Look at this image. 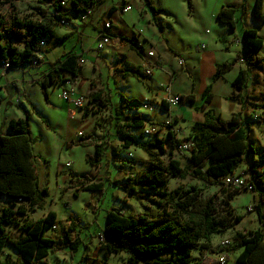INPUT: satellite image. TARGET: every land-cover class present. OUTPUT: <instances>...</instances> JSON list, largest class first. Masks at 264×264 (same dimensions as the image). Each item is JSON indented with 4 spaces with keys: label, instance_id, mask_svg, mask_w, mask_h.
<instances>
[{
    "label": "trees",
    "instance_id": "trees-1",
    "mask_svg": "<svg viewBox=\"0 0 264 264\" xmlns=\"http://www.w3.org/2000/svg\"><path fill=\"white\" fill-rule=\"evenodd\" d=\"M143 1L152 12L154 25H157L159 11L152 5L151 0ZM245 1L242 0L240 6L224 7L217 14V21L234 31L238 23L237 13L240 12L242 17L247 15ZM41 2L51 4L54 12L48 14L40 10H32L29 15H25L18 10L13 0H0V65L6 62L10 65V70L19 69L30 64L32 58L37 59L41 53H48L65 43L69 37H59L57 34L60 21L71 20L84 14L90 16L99 5L96 0H42ZM186 2L188 12L192 14L193 0ZM263 4L264 0H257L253 12L254 18L260 24L264 23L261 13ZM43 41L52 44L49 47L47 45L43 50L41 47ZM130 42L131 48L143 57V48L135 45L132 40ZM243 46V52L232 62L217 65L212 82L203 96L204 106L212 100L213 83L230 73L236 64L242 62L245 69H241L231 83L234 94L228 99L240 105H243L247 99L243 92L248 87L250 74L258 71L264 75V56H259L264 42L258 30H243ZM79 59L76 54L67 55L63 61L58 62L54 72L68 73L73 79H78L81 74ZM125 74L140 82L148 79L136 69L127 70ZM49 77L51 78V74ZM51 85L52 82L46 80L40 83L45 100H48L46 90ZM184 99L193 100L190 96L187 98L181 96V100ZM120 101L116 113L124 116L127 128H144L146 120L141 115L131 117L124 115L126 104L141 103L137 100H128L122 95ZM111 103L108 94L98 91L89 97L84 114L97 115L108 110ZM162 104L167 108L164 101ZM8 129V135L0 133V264H37L46 261L54 252L56 242L52 237H47L46 233L49 229L54 230V227L60 223L57 221V214L53 211H49L39 220L30 218L31 214L45 207L49 191L40 187L37 178L29 114L23 119L11 121ZM249 129L250 125L240 121V115H235L232 121H223L208 111L204 122L192 127L190 139L194 141L195 146L186 166L173 158L168 161L160 159L161 155L166 153L161 140L141 145L150 158L149 166L138 179L130 181L156 192L154 207L131 217H126L115 209L107 211L105 226L99 234L100 251L103 254L102 264H108L113 256L122 253L128 255L127 264H203L208 253L216 254V251L208 245L210 238L234 230L235 224L241 222L243 218L234 216L230 210L228 214L232 216V220L226 224L219 217V206L213 196L205 197L203 190L194 187L178 188L169 192L166 186L170 179L187 178L201 181L210 187L223 185L225 179L235 175L242 165L247 166L248 179H244L252 187L251 193L256 195L255 209L261 227L253 232H235L234 248L242 250L236 263L264 264V220L261 213V208L264 206V154L258 156V160L255 159L257 153L249 144L251 134ZM169 135L175 139L173 133ZM126 139L129 140L125 142L126 148L136 143V139L131 136ZM72 145L94 147L95 156L87 155L86 162L93 167H99L106 151L100 139L91 135H82L68 146ZM153 150H157V153H153ZM72 187L77 192L99 195H103L105 191L104 183H96L88 176L74 177ZM242 191L244 190L232 189L222 201V206L230 208V202ZM2 200H9L13 204L4 207ZM12 225L21 226L22 235L19 239L13 240L9 237L7 228ZM65 227H67L66 240L70 245L68 248L70 254L74 255L79 245L83 243L80 236L82 233L80 221L71 216L65 222L63 228ZM70 234L73 238L69 236ZM8 245L17 252V259L13 262L1 261ZM194 250L198 251V257L193 254ZM85 260H88L87 256Z\"/></svg>",
    "mask_w": 264,
    "mask_h": 264
},
{
    "label": "rangeland",
    "instance_id": "rangeland-1",
    "mask_svg": "<svg viewBox=\"0 0 264 264\" xmlns=\"http://www.w3.org/2000/svg\"><path fill=\"white\" fill-rule=\"evenodd\" d=\"M199 1L201 4H206V1H209L210 5H212L211 7H213L214 3H221L226 0H198V3ZM256 1L257 0L245 1L248 14L244 17L241 16V21L237 20V27L239 28L238 31L242 33V26L247 27V25H255V28L258 29L259 36L264 42V23L263 25L258 23L253 16ZM167 3L175 19V21L169 19L164 22L165 39L169 42L170 46L182 51V49L187 46H190L193 49H198L201 44H204L206 50H212L213 43H210L208 36L206 37L204 32L209 30V32L216 37V32L220 29L217 26V22L214 20L216 23L214 22L213 28L211 22L207 20H204L202 23L190 17L188 15L189 8L186 0H168ZM42 4H45L46 7H42V9L38 10L48 14L54 12L51 4L45 2ZM66 8H68V5H66ZM25 12L26 13L23 14L29 15L31 11L26 10ZM125 16L129 17L130 15L126 14ZM113 20L118 24V18L113 17ZM83 21H85V19H83ZM84 28H86V26ZM153 30L157 37L160 33L159 28L155 27ZM71 37L72 40H69V43L65 42L66 44L63 43L60 45L61 48L55 55L58 54L59 56V52L64 49V44L67 45L66 51L71 52V47L74 46L77 41V37ZM154 46L158 52L165 55V61H168L167 56L170 57L171 54L167 52V48H164L162 39H158V42L154 43ZM261 52L262 55H264V47ZM127 57L129 61L135 65V60L137 58H134L130 52L127 54ZM179 58V56L176 58L177 62H179ZM182 59L185 60L183 57ZM106 73H103L100 78H96L94 82L96 86L104 89L109 95L112 101L111 106L108 110L88 118V124H93L94 122L98 124H96L99 128L97 130L98 135L95 136L101 139L100 142L104 143L106 148L99 167H93L86 162L87 155L95 156L94 147H81L77 145L68 146L71 142H75L79 138L75 137L72 141H67L62 134L63 127L61 128L60 126L63 125L66 127L68 124L67 111L61 113L58 112L59 110L53 111L44 108V115L53 124V127L45 134L41 132V124L37 120L39 119L41 121V118L36 116L37 119H30L33 152L37 167V178L40 187L47 188L49 191V197L46 200L45 207L37 210L34 214H31V217L35 220H39L49 211H53L57 214V221L60 223L57 226V229H49L46 233L47 237H52L56 242L54 252L51 253L46 261H41L37 264H102L103 254L100 251L99 234L105 226L107 211L115 209L122 212L126 217H131L144 213L146 209L154 207L156 192L150 191L144 186L135 185L133 181H130L138 179L146 172L149 166L150 158L147 153L143 151L141 145L155 143L156 140H161L164 143L166 153L161 155L160 159L168 161L173 158L180 161L183 166L188 164V161L192 156L191 154L181 153L177 150L175 145V143L179 144L185 142L192 137L189 128L180 126L175 127L177 132H175L176 134H173L175 136L174 140L173 137H170L169 135L172 130H168L165 126L166 121L163 122L164 124H160V134L155 137L146 136L144 134V131L150 128V125L147 123L142 129L127 128V121L124 119V116L117 115L116 113L119 109V104L121 103L120 94L122 93L130 97V95H135V93L140 92V88L139 86H136L137 84L134 82H122L119 85L120 91L116 94V92H114L115 79L112 76H107ZM247 86L246 91L248 90L247 95L249 101L247 102L246 110L243 112V122L250 126L259 125V128L255 129L254 134L250 136L249 140V144L255 148L256 155L258 156L261 149L264 148V75L257 71L251 73ZM56 89L59 90L60 88L56 87ZM228 89L231 90V86L228 78H226L219 83L216 93L218 95H223ZM51 90L52 89L50 88V91ZM161 91L164 94V88H161ZM31 94V98L35 103H42V98L38 94L34 92ZM84 97L86 98L85 109L88 106V98L90 96H88V98L87 96ZM162 101L150 100L144 102L151 105L154 108L153 111L143 109V104H126L124 115L128 117L141 115L145 120L149 119V116L151 114L153 115L156 110L160 112ZM15 102L16 104H20L22 101L16 100ZM56 102L57 105H59L57 100ZM134 108L136 109L133 110ZM79 113L82 114L81 111ZM77 118H79V116H77ZM84 124L87 123L85 122ZM92 129L90 128L86 131V134H92ZM128 136L136 139V143L132 144L129 148H126L125 142H129V140L126 139ZM153 153H157V150H153ZM255 159L258 160L259 157H256ZM68 163L71 165L69 168L66 167ZM85 176L91 177L96 183H104L105 191L103 195L83 191L77 192L76 189L72 187V180L74 177ZM239 176L248 179L246 165L240 167ZM65 177H67L66 181L64 180ZM192 187L203 190L205 197L213 196L219 206L220 219L226 222V224L231 222L232 216L228 214L230 208L223 207L221 204L222 201L226 199L227 194L232 191V189L228 187L223 185L210 187L201 181L187 178L185 180L170 179L166 186V190L173 192L178 188ZM76 192L77 196H75ZM237 202L241 203V198H239V201L237 200L235 202V206ZM12 204L13 203L9 200H2V206L4 207H10ZM237 213L244 215V217L242 216L244 219V225H247L249 222L247 219H249L250 215L245 214L243 208H238ZM71 216L80 221V227L82 228L80 236L83 243L79 245V248L74 255L70 254L68 248L70 245L65 236L67 227L63 228L65 222ZM7 231L9 237L13 240L19 239L22 235L21 226H9ZM234 233L233 230L228 231L227 239L234 240ZM69 236L73 238L72 234ZM216 250L217 249H215V251ZM193 254L195 257H198L199 255L196 250L193 251ZM86 256L88 257V260H85ZM16 259L17 252L11 245H8L1 261L4 262L10 260L13 262ZM127 259L128 255L122 253L113 256L108 264H127ZM210 261L211 259L208 260L207 264H215Z\"/></svg>",
    "mask_w": 264,
    "mask_h": 264
},
{
    "label": "crops",
    "instance_id": "crops-1",
    "mask_svg": "<svg viewBox=\"0 0 264 264\" xmlns=\"http://www.w3.org/2000/svg\"><path fill=\"white\" fill-rule=\"evenodd\" d=\"M13 1L21 13H26V10L32 11L46 7L45 4L41 3V0ZM96 1L99 2V5L95 8V10H93L90 16L84 14V16L79 15L77 17H73L75 20L78 18L77 21L79 22L80 34H76L73 28L59 27L57 29L59 37H69L66 43H69L68 41L72 40L71 36L77 37L75 45L71 47V52L66 51L67 45H65V43L63 45V51L59 52V56L58 54H55L58 50H60V45L50 50L48 53H41L40 59L32 58L30 64L24 65L17 70H4L0 65V133L8 135L9 123L13 120L23 119L26 114H29L30 119L33 120L37 119L36 116H39L41 121L39 119L37 120L41 124V132L44 134L47 133V131L53 127V124L44 115L45 108L53 111L59 110L58 112L61 113L67 111L68 124L66 127L63 125L60 126L61 128L63 127L62 134L67 141H72L75 137L79 138L82 135H91L94 137H96L95 135H98V124L95 122L93 124H88V118L95 115H86L84 114L85 109H76L61 98V91L64 86L63 81L72 77L68 73H56L54 72V69L58 67L59 61H63L67 55L72 53L78 55L85 61L84 65L81 66L80 77L74 80L79 93L87 96V98L98 91L107 94L104 89L96 86L94 82L96 78H100V76L106 72L107 76H112L115 79L114 92H116V94L120 91L119 85L122 82L136 83V86H139L140 88V92L135 93V95H130V97L122 93L120 96L122 95L128 100H137L141 104H148L144 102H148L150 100L164 101L165 95L162 93L161 88L162 85H165L170 81V79L173 94L184 98L189 96L192 97L193 100L188 101L184 99L179 106L174 108H170L168 105L167 108H165L162 104L160 112L156 110L153 115L151 114L149 116V119H146V123L148 125L154 128L158 127V134H160L161 125L164 124L163 122L167 121L169 117L173 119L175 127L180 126L189 128L192 134V127L197 123H203L205 115L208 111L214 116L220 117L223 121H232L235 115H240V121L243 122V112L246 110L247 102L249 101V97L247 95L248 90L243 92V94L247 96L246 102L243 105L228 99V97L234 94L231 83L237 77L239 71L241 69H245L242 62L236 64L230 73L224 75L223 78L213 83L212 100L209 104L204 106L203 100L204 93L209 84L212 82L217 65L225 62H232L238 54L242 53L244 50L243 32L241 33L238 31L239 28L237 26L236 29L232 31L228 26L220 24L216 19L217 14L224 7L233 5L240 6L242 0H226L221 3L217 2L213 4V7H211L212 5H210L209 1H206V4H201L200 1L198 3V0H194L193 13L189 14L188 12V15L196 19L198 22L203 23L204 20L211 22L213 28L214 22L216 21L218 24L217 26L220 29L216 32V37L211 34L209 30L204 32V35L206 37L208 36L210 43H213V47L211 46L212 50H206L205 45L201 44L198 49H193L190 46H187L182 49V51L171 47L169 42L165 39V20L170 19L175 21L174 15L168 7V0H151L152 5L159 11L157 17V25L159 26L154 25L152 12L144 4L143 0H126L132 6L131 11L128 13H122L120 10L122 0ZM239 13V17L236 15V19L241 21V14ZM261 13L264 18V4ZM126 14H129L130 16L127 17L125 16ZM113 17L118 18V24L114 22ZM83 19H85V21H83ZM105 23H111L112 35L115 38H120L122 42L113 43L102 51H98L93 44V38L96 36L97 32L101 30ZM85 26L86 28H84ZM155 27L160 30L157 37L153 30ZM242 27L243 30L256 29L255 25ZM140 31H142V34H140ZM155 39L157 42L158 39H162L164 48H167V52L171 54L170 57L167 56L168 61H165V55L158 52L154 46V43H157ZM131 40L143 48V53L152 50L159 59L160 68L154 72L151 79H145V82H140L137 79L125 74V71L133 69H139L138 71L142 73L141 66L143 64V57L138 55L131 48ZM51 44L52 43L49 42L47 44L48 47ZM261 51L259 52V56H264ZM129 52L132 53L134 58H137L135 60V65H133L127 57ZM178 56L181 59L182 57L185 59L184 68H181L177 62L176 58ZM33 60H37L38 62L33 64ZM50 74L51 78L49 77ZM226 78H228L231 90L228 89L225 94L218 95L216 91L218 90L219 83ZM45 80L47 82H52V85L47 88L46 91L48 100L44 101V95L42 93L40 83ZM56 87L60 89L57 90ZM50 88L52 89L51 91ZM32 92L38 94L42 98L41 104L35 103L34 100H32ZM16 100H21L22 102H20V104H16ZM56 100L59 102V105H57ZM135 109L136 108L133 110ZM80 111L82 114L79 113ZM77 116H79V118H77ZM85 122L87 124H84ZM90 128H93L92 134H86V131ZM258 128L259 125L250 126V136L254 134L255 129ZM262 154H264V148L261 149L258 156H261ZM258 156L256 155L255 158ZM239 169L236 171L235 176H239ZM64 180L66 181L67 177H65ZM239 198H241V203L237 202L235 206V202L237 200L239 201ZM255 204L256 195L246 191H242L230 202V210L234 216L244 217L243 214L237 213L238 208H243L245 214L250 215L249 219H247L249 220L247 225H244V219L235 224V228L233 230L234 232H253L261 227L256 209L253 213L247 212V209L251 206H255ZM261 213L264 220V206L261 208ZM30 218L35 220L31 216ZM227 234L228 232L224 235H213L210 238L208 245L211 249L215 250L223 241H231L233 243V248L230 250L227 264H237V257L242 250L234 248V240L227 239ZM216 254L210 255L208 253L203 261V264H207L209 259H211L210 262L217 264Z\"/></svg>",
    "mask_w": 264,
    "mask_h": 264
},
{
    "label": "built area",
    "instance_id": "built-area-1",
    "mask_svg": "<svg viewBox=\"0 0 264 264\" xmlns=\"http://www.w3.org/2000/svg\"><path fill=\"white\" fill-rule=\"evenodd\" d=\"M132 1V0H129ZM132 9V6L130 3H128L126 0H122V5L120 6V10L122 13H128ZM84 16V15H83ZM60 27L63 28H73L74 32L76 34H80V27H79V22L75 19H63L60 21ZM112 25L111 23H105L104 26L101 28L100 31L97 32L96 36L93 38V44L95 48L98 51H102L105 49L107 46H110L113 43H121L122 40L120 38H114L112 36V31H111ZM140 34H142V31H140ZM131 43V42H130ZM135 45H137L134 42ZM41 47L43 50L46 49L47 44L46 42L41 43ZM204 47V46H202ZM41 56L38 55L37 59H40ZM143 64H142V73L148 78L151 79L154 75V72L160 68V62L159 59L157 58L156 54L154 51H147L143 53ZM34 63L38 62L37 60H33ZM85 61L80 58L79 59V64L82 66L84 65ZM179 65L181 67H184L185 61L180 58L179 60ZM1 66L4 70H10V65L6 62H2ZM63 89L61 91V98L72 105L76 109H82L86 105V98L79 93L76 82L74 79L69 78L65 80L63 83ZM162 88H164V102L170 107L174 108L179 106L182 103L181 96L173 94L172 93V83L171 79L169 82H167L165 85H162ZM143 109L147 111H153L154 108L151 105L148 104H143ZM165 126L167 127L168 130H172L170 133L176 134L177 129L175 128V125L173 124V119L168 118V120L165 123ZM158 127H152L150 126L149 129H146L144 131V134L146 136H151L155 137L158 135ZM174 140V139H173ZM177 150H179L183 154H191L192 151L194 150V141L189 139L186 140L185 142L182 143H175ZM71 165L70 163L67 164V168H69ZM224 186L231 188V189H239V190H244L246 192H252V187L248 185L246 180L243 177L240 176H229L225 179L224 181ZM255 211V206H251L247 209L248 213H253ZM58 227L55 226L54 229H57ZM232 247V242L231 241H223L220 243L219 247L217 248V264H227L228 263V258L230 254V249Z\"/></svg>",
    "mask_w": 264,
    "mask_h": 264
},
{
    "label": "bare ground",
    "instance_id": "bare-ground-1",
    "mask_svg": "<svg viewBox=\"0 0 264 264\" xmlns=\"http://www.w3.org/2000/svg\"><path fill=\"white\" fill-rule=\"evenodd\" d=\"M115 38V37H114Z\"/></svg>",
    "mask_w": 264,
    "mask_h": 264
}]
</instances>
